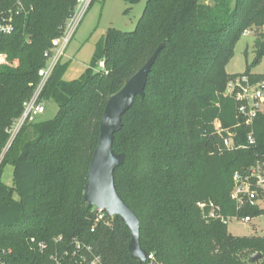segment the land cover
Masks as SVG:
<instances>
[{"label":"trees","instance_id":"16d2710c","mask_svg":"<svg viewBox=\"0 0 264 264\" xmlns=\"http://www.w3.org/2000/svg\"><path fill=\"white\" fill-rule=\"evenodd\" d=\"M18 2L26 13L16 17L11 35L0 34V155L35 93L46 53L77 7V0H0V12ZM252 27L260 29L255 61L243 74L227 73L237 42ZM263 27L264 0H147L135 30L109 29L80 78L65 81L69 64L60 60L40 95L41 102L57 104V114L23 126L0 165V248L12 249L8 264L36 262L29 239L51 243L58 236L65 245L73 239L92 245L104 264H251L258 253L254 264H264V236L236 237L197 207L213 201L224 217L264 216L258 206L238 211L231 199L234 174L264 159V115L254 122L256 145L249 146L239 103L226 95L238 77L264 80L251 72L264 58ZM162 43L146 96L123 116L113 142L126 156L115 186L140 220L148 257L140 263L129 254L131 234L119 218L105 213L91 232L96 211L84 192L108 100ZM228 132L232 148L224 145ZM9 165L12 186L2 182Z\"/></svg>","mask_w":264,"mask_h":264},{"label":"built area","instance_id":"2783aa9c","mask_svg":"<svg viewBox=\"0 0 264 264\" xmlns=\"http://www.w3.org/2000/svg\"><path fill=\"white\" fill-rule=\"evenodd\" d=\"M93 1L77 0L74 17L69 20L63 35L53 40L52 49L46 53L48 57L47 64L39 72L40 81L35 93L29 101L24 103L22 115L8 130L9 140L0 155V165L21 128L27 123L35 122L45 114L44 105L40 101L41 92L57 64L63 58L76 27ZM2 9L0 12V34L4 36L11 35L15 31L16 17L26 13V8L22 2H18L15 6L2 7ZM263 29L264 27L261 28V30ZM255 30L256 27H252L246 30L243 36H247ZM98 67L104 69V61H99ZM226 95L234 96L239 103L238 115L250 129L247 137L248 144L249 146H255L254 122L260 114L264 115V80L250 84L248 77H238L235 81L229 83ZM216 133L218 135L224 133V129L218 122L216 123ZM228 133L231 136L224 140V145L227 148H232L234 147L232 133ZM233 181L234 189L231 199L236 203L238 211L248 205L264 209L262 207L264 203V159L258 161L246 174L236 172L233 176ZM197 207L206 214L209 220H220L226 225L232 220L239 221L242 224H250L253 221V218L249 216L224 217L222 208L213 201H199ZM103 220H105V212L96 211L95 224L91 229L92 233L95 232L98 223ZM28 242L31 249L39 254V259L31 264H104L101 255L97 253L94 247L79 239H73L66 245L64 244L63 236L55 237L51 243L37 241L36 238H31ZM12 252V249L0 248V264H8V259Z\"/></svg>","mask_w":264,"mask_h":264},{"label":"rangeland","instance_id":"374dc122","mask_svg":"<svg viewBox=\"0 0 264 264\" xmlns=\"http://www.w3.org/2000/svg\"><path fill=\"white\" fill-rule=\"evenodd\" d=\"M201 1L210 2V0ZM93 2L76 27L61 59V63L69 64L64 75L65 81H73L82 76L89 67L97 45L104 39L109 29L134 31L144 12L147 0H142L137 5L127 4L123 0H94ZM259 32L260 29L256 28L252 33L240 38L234 48V56L226 66L227 73L243 74L246 72L247 66L255 61V42ZM251 72L264 74V58L261 63L252 68ZM42 104L45 114L33 123L51 120L58 112V106L53 101H44ZM33 123H27L24 127ZM2 182L7 186H12L13 166L9 165L5 168ZM262 207L264 208V203ZM94 210L96 209L94 208ZM228 231L236 237L264 236V217L254 218L250 224L232 220L228 224Z\"/></svg>","mask_w":264,"mask_h":264},{"label":"water","instance_id":"95a60500","mask_svg":"<svg viewBox=\"0 0 264 264\" xmlns=\"http://www.w3.org/2000/svg\"><path fill=\"white\" fill-rule=\"evenodd\" d=\"M164 46L163 43L160 44L145 65L108 100L100 123L98 144L88 168L84 192V202L88 208L105 212L109 218H119L126 225L131 234L129 254L140 263H146L148 258L140 242V220L120 197L115 186V170L124 165L126 156L114 150L113 142L115 135L123 127V116L133 107L138 97L145 98L148 76ZM261 257L262 254H255L249 262L254 264Z\"/></svg>","mask_w":264,"mask_h":264}]
</instances>
